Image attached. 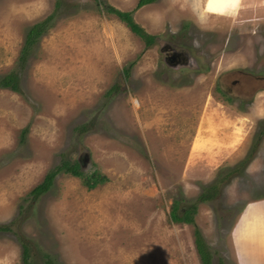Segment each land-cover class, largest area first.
Masks as SVG:
<instances>
[{
  "label": "rangeland",
  "instance_id": "374dc122",
  "mask_svg": "<svg viewBox=\"0 0 264 264\" xmlns=\"http://www.w3.org/2000/svg\"><path fill=\"white\" fill-rule=\"evenodd\" d=\"M58 1L23 94L0 88V227H10L0 230V264H23L20 235L38 264L45 254L57 264H202L195 225L213 264H239L237 253L263 264L264 0H0V77ZM101 1L134 11L154 43ZM217 2L231 7L195 23L193 5ZM170 44L189 66L164 61ZM62 154L108 181L88 189L62 173L35 200ZM216 183L217 195L197 202ZM176 201L197 205L194 224L172 222Z\"/></svg>",
  "mask_w": 264,
  "mask_h": 264
},
{
  "label": "trees",
  "instance_id": "16d2710c",
  "mask_svg": "<svg viewBox=\"0 0 264 264\" xmlns=\"http://www.w3.org/2000/svg\"><path fill=\"white\" fill-rule=\"evenodd\" d=\"M100 1V0H99ZM156 0H139L137 3V8H141L146 4H151ZM100 6L104 7V10L108 14H112L116 16L119 20L124 22L126 26L140 38L144 39L147 46H151L154 41L155 37L145 32V30L135 21L133 13L134 11H122L119 10L108 3L101 1ZM62 3L58 1L56 3L55 10L48 15L42 21H39L33 24L31 27L28 28L25 34L24 44L22 46L20 55L18 57V63L15 70L11 71L10 73L0 77V88H8L16 93L23 94V89L21 87V76L23 70L28 64L30 55L34 53L37 49V46L40 42V39L47 34V32L55 26L56 19L59 16V12L61 10ZM133 63L129 64L128 67L124 69L125 77H129L131 68ZM81 131H87L88 125H82L80 127ZM28 128L24 129V135L27 133ZM70 174L75 177H79L82 179L84 185L88 189H94L99 184H103L108 181L106 175H103L98 170H95L91 173H85L82 169V165L79 159L72 160L68 158L65 154H62V158L60 163L50 169L42 182L35 186L30 194L33 195V198L36 200L43 194L47 193L52 185L54 184L55 178L59 174ZM220 184L216 183L211 187L205 189L197 198V202H205L211 200L212 198L217 195L219 190ZM197 211V205L194 203L189 206L182 207L179 205V202L176 201L171 208L170 211V219L172 222L177 224H194L195 219L194 215ZM8 225H4L0 227V230L7 231L9 230ZM194 236H195V246L196 250L199 254L202 264H213L212 262V254L210 252L209 245H207L202 232L200 229L195 225L194 228ZM18 240L22 247V262L23 264H38V261L33 258L32 255V243L29 238L26 236H19ZM45 264H57L55 260L52 259L51 255L45 254Z\"/></svg>",
  "mask_w": 264,
  "mask_h": 264
},
{
  "label": "flooded vegetation",
  "instance_id": "af4514ba",
  "mask_svg": "<svg viewBox=\"0 0 264 264\" xmlns=\"http://www.w3.org/2000/svg\"><path fill=\"white\" fill-rule=\"evenodd\" d=\"M163 52H164V61H166L169 65L172 67H178V66H189V60H188V52L185 50H180L175 46L166 45L163 47ZM235 86L237 85H242L243 83L240 80H236L235 83H233ZM243 86V85H242ZM239 94H243L239 92L237 96H240ZM228 95V93H227ZM232 95V94H231Z\"/></svg>",
  "mask_w": 264,
  "mask_h": 264
},
{
  "label": "clouds",
  "instance_id": "9594fccd",
  "mask_svg": "<svg viewBox=\"0 0 264 264\" xmlns=\"http://www.w3.org/2000/svg\"><path fill=\"white\" fill-rule=\"evenodd\" d=\"M231 7L230 4L226 2H217L215 4L210 3L207 8L200 10L197 5H193V13L195 15V23L203 24L205 22L204 13L207 11L221 12ZM195 43V42H194Z\"/></svg>",
  "mask_w": 264,
  "mask_h": 264
},
{
  "label": "crops",
  "instance_id": "0c3cea01",
  "mask_svg": "<svg viewBox=\"0 0 264 264\" xmlns=\"http://www.w3.org/2000/svg\"><path fill=\"white\" fill-rule=\"evenodd\" d=\"M237 259H238V262H239V264H241V260H240V256L238 255V253H237ZM262 259H264V255H263V257L262 256H260ZM250 260H248V263L249 264H255V258H249ZM257 264H262L261 262H259V263H257ZM264 264V263H263Z\"/></svg>",
  "mask_w": 264,
  "mask_h": 264
},
{
  "label": "bare ground",
  "instance_id": "6f19581e",
  "mask_svg": "<svg viewBox=\"0 0 264 264\" xmlns=\"http://www.w3.org/2000/svg\"><path fill=\"white\" fill-rule=\"evenodd\" d=\"M195 143H194V150H197V148H198V144H199V142H198V139L197 140H195L194 141ZM200 145V144H199Z\"/></svg>",
  "mask_w": 264,
  "mask_h": 264
},
{
  "label": "water",
  "instance_id": "95a60500",
  "mask_svg": "<svg viewBox=\"0 0 264 264\" xmlns=\"http://www.w3.org/2000/svg\"><path fill=\"white\" fill-rule=\"evenodd\" d=\"M248 208V207H247ZM247 210V209H246ZM246 210L244 211V213L246 212ZM244 213H243V215H244ZM242 218V217H241ZM241 218H240V220H241ZM234 236H235V233H234Z\"/></svg>",
  "mask_w": 264,
  "mask_h": 264
}]
</instances>
